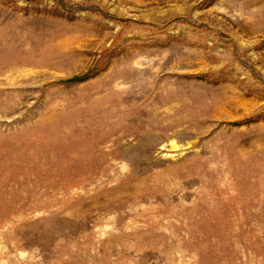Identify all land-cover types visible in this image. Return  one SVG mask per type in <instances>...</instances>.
<instances>
[{
    "label": "rangeland",
    "instance_id": "obj_1",
    "mask_svg": "<svg viewBox=\"0 0 264 264\" xmlns=\"http://www.w3.org/2000/svg\"><path fill=\"white\" fill-rule=\"evenodd\" d=\"M0 264H264V0H0Z\"/></svg>",
    "mask_w": 264,
    "mask_h": 264
},
{
    "label": "bare ground",
    "instance_id": "obj_2",
    "mask_svg": "<svg viewBox=\"0 0 264 264\" xmlns=\"http://www.w3.org/2000/svg\"><path fill=\"white\" fill-rule=\"evenodd\" d=\"M172 146H175V144L172 142Z\"/></svg>",
    "mask_w": 264,
    "mask_h": 264
}]
</instances>
